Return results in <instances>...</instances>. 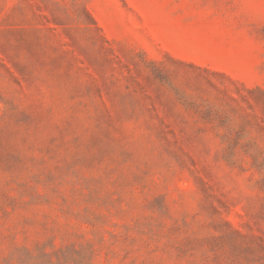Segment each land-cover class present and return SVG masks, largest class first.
I'll use <instances>...</instances> for the list:
<instances>
[{"label":"rangeland","instance_id":"1","mask_svg":"<svg viewBox=\"0 0 264 264\" xmlns=\"http://www.w3.org/2000/svg\"><path fill=\"white\" fill-rule=\"evenodd\" d=\"M0 264H264V0H0Z\"/></svg>","mask_w":264,"mask_h":264}]
</instances>
